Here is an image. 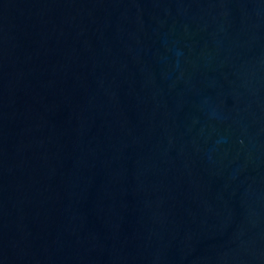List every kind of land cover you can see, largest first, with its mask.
<instances>
[{
	"label": "water",
	"instance_id": "1",
	"mask_svg": "<svg viewBox=\"0 0 264 264\" xmlns=\"http://www.w3.org/2000/svg\"><path fill=\"white\" fill-rule=\"evenodd\" d=\"M0 264H264V0H0Z\"/></svg>",
	"mask_w": 264,
	"mask_h": 264
}]
</instances>
